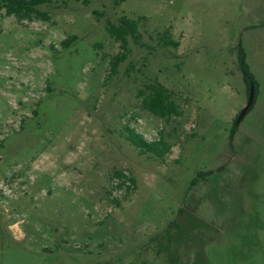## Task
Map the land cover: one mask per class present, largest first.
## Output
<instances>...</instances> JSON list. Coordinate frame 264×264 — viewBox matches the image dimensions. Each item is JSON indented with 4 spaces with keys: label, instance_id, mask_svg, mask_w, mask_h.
I'll return each instance as SVG.
<instances>
[{
    "label": "rangeland",
    "instance_id": "obj_1",
    "mask_svg": "<svg viewBox=\"0 0 264 264\" xmlns=\"http://www.w3.org/2000/svg\"><path fill=\"white\" fill-rule=\"evenodd\" d=\"M39 8L49 21L0 11V264H264V0ZM122 16L142 38L111 74ZM241 50L256 90L238 124ZM157 84L179 116L144 109ZM128 127L170 152L140 154Z\"/></svg>",
    "mask_w": 264,
    "mask_h": 264
},
{
    "label": "trees",
    "instance_id": "obj_2",
    "mask_svg": "<svg viewBox=\"0 0 264 264\" xmlns=\"http://www.w3.org/2000/svg\"><path fill=\"white\" fill-rule=\"evenodd\" d=\"M51 1L52 0H0V11L4 10L7 16H13L19 22H32L35 20L49 21V13L40 10L39 7L50 4ZM143 19L144 17L133 19L128 16H122L117 23L107 21L106 31L108 35L119 44L121 50L120 53L111 60V74H116L121 63L127 60L130 52L129 38H132L135 43H139L141 40L142 34L139 30V22ZM170 33L171 32L167 30L165 34H162L161 40H163V44L165 46L178 47L179 42L174 41ZM76 40L77 37L67 38L63 42V46L68 47ZM239 68L249 88L251 89L253 84L256 90V83L250 73V68L242 50L240 51ZM148 88L150 89V93L145 96L142 103L145 110L161 119L180 115L179 108L171 99V93L167 88L160 84L152 85ZM126 139L133 147L138 149L142 155H154L163 159L171 150V146L165 141L162 133H160V137L157 140L147 141L141 134L137 133L135 129L128 127ZM115 179L119 180L116 185V188L119 189H122L128 181L134 183V180L125 175L123 171H116L113 180ZM115 202L120 203L118 200H115Z\"/></svg>",
    "mask_w": 264,
    "mask_h": 264
},
{
    "label": "water",
    "instance_id": "obj_3",
    "mask_svg": "<svg viewBox=\"0 0 264 264\" xmlns=\"http://www.w3.org/2000/svg\"><path fill=\"white\" fill-rule=\"evenodd\" d=\"M254 97H255V88H254V85L252 84L247 105L245 106V108L242 110L240 116L238 117V120H237L238 124L240 123L242 118L246 115V113L248 112V110L252 106L253 101H254ZM2 160H3V157L0 156V163L2 162Z\"/></svg>",
    "mask_w": 264,
    "mask_h": 264
}]
</instances>
